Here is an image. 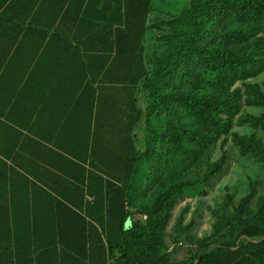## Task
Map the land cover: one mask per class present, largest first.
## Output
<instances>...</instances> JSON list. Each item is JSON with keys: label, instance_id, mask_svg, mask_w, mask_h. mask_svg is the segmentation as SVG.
Wrapping results in <instances>:
<instances>
[{"label": "crops", "instance_id": "obj_1", "mask_svg": "<svg viewBox=\"0 0 264 264\" xmlns=\"http://www.w3.org/2000/svg\"><path fill=\"white\" fill-rule=\"evenodd\" d=\"M118 19L104 0H0V264L105 261L86 233L101 232L96 167L127 139Z\"/></svg>", "mask_w": 264, "mask_h": 264}, {"label": "rangeland", "instance_id": "obj_2", "mask_svg": "<svg viewBox=\"0 0 264 264\" xmlns=\"http://www.w3.org/2000/svg\"><path fill=\"white\" fill-rule=\"evenodd\" d=\"M220 2L153 0L149 17L146 57L156 70L154 79L142 82L138 91L144 117L136 127V144L142 153L128 225L149 221L152 238L160 236L158 250L169 251L173 260L187 257L238 218L255 213L264 201V31L234 12L219 25ZM197 22L203 46L241 55L258 52L263 59L259 72L233 79L207 61L198 62L196 54L189 68L181 61L165 64L172 34ZM183 96L235 100L240 108L231 126L222 114L216 124L194 111ZM165 191L166 203L160 208L155 203Z\"/></svg>", "mask_w": 264, "mask_h": 264}, {"label": "trees", "instance_id": "obj_3", "mask_svg": "<svg viewBox=\"0 0 264 264\" xmlns=\"http://www.w3.org/2000/svg\"><path fill=\"white\" fill-rule=\"evenodd\" d=\"M152 1L104 0V9L113 4L118 9L119 19L107 22L110 26H116L119 34L117 43L120 57L125 52L129 56V68L121 70L123 78H127L126 124L123 126L127 139L123 143L118 165L96 167L104 174L102 192L96 200L102 211L101 217L97 219L101 232L94 226H88L87 240L101 237L102 251L104 256L107 255V260L105 258L102 264H264V238L259 239L264 235V201L255 213L238 218L211 241L198 244L195 250L189 251V255L180 260H173L169 251L158 250L160 236L152 238L148 230L149 221L145 224L132 222L131 227L128 225L129 203L142 153L136 146V134H133L144 117L137 92L142 82L154 79L156 70L155 67H149L146 57V33L152 27L149 18ZM193 5L195 9L197 6ZM219 5L222 12L219 25L224 24L226 16L234 12L243 21L251 19L253 26L264 31V0H222ZM192 11L190 8L188 13ZM196 28H201L199 22L193 27L192 23L184 26L179 34H172L173 46L165 58V64L181 61L189 68L194 57L192 54H196L198 62L207 61L214 70L225 72L233 79H245L257 74L262 68L263 59L259 58L258 52L241 55L233 49L203 46L201 33ZM163 70L169 69L163 67ZM183 100L194 111L216 124L220 123L221 114L225 115V125L230 126L240 108L239 102L235 100L199 101L190 96H183ZM167 194L168 191L161 194L155 203L158 207L166 203ZM90 253L92 249L88 251V260L94 264ZM6 264L15 263L7 261Z\"/></svg>", "mask_w": 264, "mask_h": 264}]
</instances>
